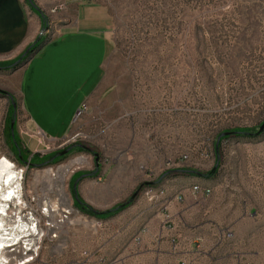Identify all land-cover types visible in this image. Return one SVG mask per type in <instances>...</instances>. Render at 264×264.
Wrapping results in <instances>:
<instances>
[{"label": "rangeland", "instance_id": "374dc122", "mask_svg": "<svg viewBox=\"0 0 264 264\" xmlns=\"http://www.w3.org/2000/svg\"><path fill=\"white\" fill-rule=\"evenodd\" d=\"M23 1L34 24L32 43L66 30L80 5L102 6L112 18L102 85L64 138L40 143L37 133L27 132L24 68L1 70L32 43L20 54L0 57V91L7 93L0 94V161L15 165L31 209L68 205L88 218L78 220L74 213L67 234L46 241L35 264H102L81 259L78 230L102 226L100 220L139 198L159 202L154 186L183 176L181 170L205 175L216 170L215 176L233 147L241 172L258 182V205L264 209V0ZM79 158L83 163L71 164ZM99 178L119 179L117 186L125 190L105 210L80 193L83 183ZM75 193L101 214L80 210Z\"/></svg>", "mask_w": 264, "mask_h": 264}, {"label": "crops", "instance_id": "0c3cea01", "mask_svg": "<svg viewBox=\"0 0 264 264\" xmlns=\"http://www.w3.org/2000/svg\"><path fill=\"white\" fill-rule=\"evenodd\" d=\"M111 29L106 8L80 5L67 29L22 67L25 128L37 133L40 143L64 138L82 105L101 87ZM34 39L31 12L24 1L0 0V57L24 52ZM232 149L231 155L223 154L224 163L215 176L165 179L154 186L159 202L139 198L119 214L100 220L101 227L78 230L81 259L102 264H264L259 185L241 172L238 150ZM117 182L115 178L85 182L80 193L95 208L105 210L125 196ZM194 186L212 193H195ZM163 202H168V209ZM100 241L105 242L102 249Z\"/></svg>", "mask_w": 264, "mask_h": 264}, {"label": "built area", "instance_id": "2783aa9c", "mask_svg": "<svg viewBox=\"0 0 264 264\" xmlns=\"http://www.w3.org/2000/svg\"><path fill=\"white\" fill-rule=\"evenodd\" d=\"M86 105H82L80 111H85ZM79 111V112H80ZM187 158V157H186ZM22 176L20 177V183ZM20 199L13 198L7 202L6 210L0 214V264H35L41 261V251L46 241H58L67 234V230L73 225V214L76 210L73 206L64 205L62 208L56 205H46L41 212H36L28 206L24 198V190L20 184ZM195 193L205 192L207 195L212 190L193 189ZM154 198V196L152 197ZM183 198L180 196L178 200ZM164 203V209H168V202ZM76 218L87 220L78 211ZM169 219L170 216H167ZM101 226L93 225L92 228ZM87 257L89 254L84 253ZM43 264H50L43 262Z\"/></svg>", "mask_w": 264, "mask_h": 264}, {"label": "bare ground", "instance_id": "6f19581e", "mask_svg": "<svg viewBox=\"0 0 264 264\" xmlns=\"http://www.w3.org/2000/svg\"><path fill=\"white\" fill-rule=\"evenodd\" d=\"M77 163H83V159L79 158L76 159L73 163L71 164H77ZM73 166V165H72ZM48 175L51 174V171L47 172ZM55 176V175H54ZM19 173L15 169V165L9 162L7 159H2L0 161V214H3L6 210L7 207V202L13 198H18L20 199V180L18 179ZM53 179L49 178L48 179V186L50 187L49 189H53ZM193 189H199L201 190L198 186H194ZM57 191H61V189H58ZM20 202L21 199H20ZM1 219V218H0ZM1 223V220H0Z\"/></svg>", "mask_w": 264, "mask_h": 264}, {"label": "trees", "instance_id": "16d2710c", "mask_svg": "<svg viewBox=\"0 0 264 264\" xmlns=\"http://www.w3.org/2000/svg\"><path fill=\"white\" fill-rule=\"evenodd\" d=\"M33 7L36 9V7L33 5ZM51 39H37L34 43H32L27 49L26 51L14 62H12L11 64L2 67L1 70H6V71H17L18 69L26 66L30 60L37 55L41 49L45 46V44L47 42H49ZM0 94H4L7 95V93L0 91ZM11 101L13 104V107L15 106V100L11 97ZM16 150L18 152V155L20 157V161H22L24 158L21 155V148L18 144H16ZM20 161L18 160V162L20 163ZM180 174L183 175H190V176H199V177H203V176H211L213 174L216 173V170H214V172H212L209 175H205L202 173H199L197 171H192V170H181L179 171ZM75 197L77 200V204H78V208L86 213L92 214L94 216H99L101 213H98L96 211H94L93 209H91L89 206H87L86 204H84L79 197H77V194L75 193ZM128 203H126L125 205L121 206L119 209L124 208ZM114 211H112L111 213H113Z\"/></svg>", "mask_w": 264, "mask_h": 264}, {"label": "water", "instance_id": "95a60500", "mask_svg": "<svg viewBox=\"0 0 264 264\" xmlns=\"http://www.w3.org/2000/svg\"><path fill=\"white\" fill-rule=\"evenodd\" d=\"M262 129H264V126L262 127Z\"/></svg>", "mask_w": 264, "mask_h": 264}]
</instances>
